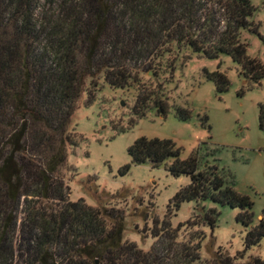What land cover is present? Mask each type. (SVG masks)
<instances>
[{
  "label": "trees",
  "instance_id": "1",
  "mask_svg": "<svg viewBox=\"0 0 264 264\" xmlns=\"http://www.w3.org/2000/svg\"><path fill=\"white\" fill-rule=\"evenodd\" d=\"M34 1L0 0V264H264L259 255L245 258L264 237V210L235 255L218 249L203 261L201 240L179 244L172 228L163 255L123 240L120 220L108 226L98 208L70 200L61 176L68 149L81 139L71 120L83 92L90 104L105 84L133 90L136 118L151 107L165 116L168 96L161 83H150L184 50L229 55L248 83L260 84L264 63L240 39L252 26L251 1L60 0L58 15L43 20L35 19ZM204 73L217 92L228 90L224 72ZM175 112L191 117L186 106ZM258 126L264 130V104ZM127 153L134 164L169 161L172 175L190 177L174 196L176 206L210 200L239 208L236 219L251 224L250 196L229 185L216 165L200 168L197 152L183 159L173 140L141 136ZM216 216L214 208L205 214L212 227Z\"/></svg>",
  "mask_w": 264,
  "mask_h": 264
},
{
  "label": "rangeland",
  "instance_id": "2",
  "mask_svg": "<svg viewBox=\"0 0 264 264\" xmlns=\"http://www.w3.org/2000/svg\"><path fill=\"white\" fill-rule=\"evenodd\" d=\"M250 1L255 7L252 26L241 30L240 39L247 43V54L264 63V0ZM59 2L35 0V19L58 15ZM205 69L224 72L230 81L228 90L217 92ZM239 71L229 55L208 58L184 50L173 68H163L150 83L153 87L161 83L168 96L165 116L151 107L144 117L136 118L133 90L105 84L90 104L85 103L83 92L71 120V130L81 139L68 149L61 172L70 200L98 208L108 226L120 220L123 240L144 251L156 247L167 255L164 235L169 228L178 229L179 244L201 240L203 261L211 260L218 249L230 255L241 251L247 231L264 210V130L258 126L264 78L251 85ZM145 76L152 77L153 72ZM177 105L190 108V119L176 116ZM141 136L173 140L183 159L197 152L200 168L216 165L229 185L252 199L251 224L245 226L236 219L239 208L210 200L183 201L176 206L174 196L190 183V177L172 175L166 169L169 161L159 166L132 163L127 149ZM125 165H129L127 170ZM210 208L217 212L213 227L205 219ZM256 255L264 257V237L246 251L245 258Z\"/></svg>",
  "mask_w": 264,
  "mask_h": 264
},
{
  "label": "water",
  "instance_id": "3",
  "mask_svg": "<svg viewBox=\"0 0 264 264\" xmlns=\"http://www.w3.org/2000/svg\"><path fill=\"white\" fill-rule=\"evenodd\" d=\"M150 74H152V73H150Z\"/></svg>",
  "mask_w": 264,
  "mask_h": 264
}]
</instances>
